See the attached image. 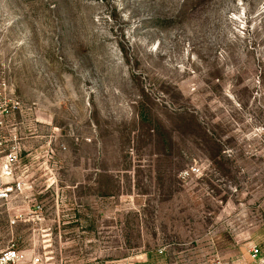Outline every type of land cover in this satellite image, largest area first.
Here are the masks:
<instances>
[{
	"label": "rangeland",
	"instance_id": "1",
	"mask_svg": "<svg viewBox=\"0 0 264 264\" xmlns=\"http://www.w3.org/2000/svg\"><path fill=\"white\" fill-rule=\"evenodd\" d=\"M2 84L0 252L233 264L264 226V0H0Z\"/></svg>",
	"mask_w": 264,
	"mask_h": 264
},
{
	"label": "built area",
	"instance_id": "2",
	"mask_svg": "<svg viewBox=\"0 0 264 264\" xmlns=\"http://www.w3.org/2000/svg\"><path fill=\"white\" fill-rule=\"evenodd\" d=\"M3 87L0 86V100L4 99V90L5 84H2ZM7 108H5V112L7 114L13 113L14 110L20 109V103L17 101H7ZM11 106V107H10ZM10 109V110H9ZM1 125L3 122L0 123ZM5 142L0 138V179H9L14 176L15 170L18 168L20 164V153L18 147H13L8 152H5L3 149ZM186 174H189L186 172ZM21 183H16V186H20ZM15 187L10 185L8 187L0 186V203L9 201L11 194L13 193ZM39 209V207H37ZM23 214L21 211H18L14 216L10 217L9 225L10 227H15L19 223L26 222L23 219ZM260 251L257 247H254L251 250V258L255 260ZM0 264H49V261L44 255L40 252H36V249L32 250H22L19 249L15 244H12L6 250L0 252ZM204 264H228L222 261V259L218 256L209 259Z\"/></svg>",
	"mask_w": 264,
	"mask_h": 264
},
{
	"label": "crops",
	"instance_id": "3",
	"mask_svg": "<svg viewBox=\"0 0 264 264\" xmlns=\"http://www.w3.org/2000/svg\"><path fill=\"white\" fill-rule=\"evenodd\" d=\"M249 240L244 253L240 258L234 259L233 264H264V226L255 231ZM254 247L260 251L255 260L251 258V250ZM143 264H147L146 261Z\"/></svg>",
	"mask_w": 264,
	"mask_h": 264
}]
</instances>
